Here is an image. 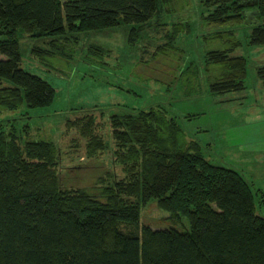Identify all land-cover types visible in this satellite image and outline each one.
I'll return each mask as SVG.
<instances>
[{
	"label": "trees",
	"instance_id": "obj_1",
	"mask_svg": "<svg viewBox=\"0 0 264 264\" xmlns=\"http://www.w3.org/2000/svg\"><path fill=\"white\" fill-rule=\"evenodd\" d=\"M167 1L0 0V112L55 99L48 81L22 68L21 31L61 35L128 23L132 33L140 32ZM203 8L202 27L213 35L206 41L225 44L206 52L204 69L186 62L179 28L164 36L151 58L177 69L184 64L181 75L191 79L209 73L212 93L243 91L248 59L236 53V35L247 24L249 43L264 45V0H206ZM257 72L264 83V64ZM10 119L0 120V264H264V215L257 213L250 183L210 162L197 145L186 146L164 109L111 119L116 139L134 152L135 145L142 149L130 183L107 185L98 195L64 187L56 144L27 139L21 117ZM152 200L174 223L186 217L188 225L153 229L142 223V209Z\"/></svg>",
	"mask_w": 264,
	"mask_h": 264
},
{
	"label": "rangeland",
	"instance_id": "obj_2",
	"mask_svg": "<svg viewBox=\"0 0 264 264\" xmlns=\"http://www.w3.org/2000/svg\"><path fill=\"white\" fill-rule=\"evenodd\" d=\"M205 1L168 0L140 32L132 33L128 23L61 35L21 31V66L48 81L55 99L47 106L24 103L18 110L0 112V120L21 117L27 139L53 141L63 186L98 195L107 185L130 183L142 149L135 145L134 152L116 139L111 119L142 108L164 109L179 125L186 146L197 145L210 162L245 177L254 191L257 213L264 215V83L257 72L264 64V45L250 44V27L239 26L236 53L248 59V86L239 92L212 93L209 73L202 71L191 79L181 75L184 64L177 69L151 58L164 36L179 28L177 44L186 62L205 68L206 52L225 46L221 40L206 41L213 35L202 27ZM170 214L152 200L142 209V223L153 229L181 230L183 223L188 225L186 217L174 223Z\"/></svg>",
	"mask_w": 264,
	"mask_h": 264
}]
</instances>
